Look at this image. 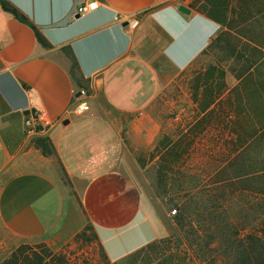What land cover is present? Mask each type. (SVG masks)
<instances>
[{"label": "crops", "instance_id": "0c3cea01", "mask_svg": "<svg viewBox=\"0 0 264 264\" xmlns=\"http://www.w3.org/2000/svg\"><path fill=\"white\" fill-rule=\"evenodd\" d=\"M88 1L0 0V262L86 226L112 263L164 235L131 166L160 134L166 72L189 69L220 27L194 0H95L76 15ZM132 16L139 26H122ZM39 110L52 124L27 134Z\"/></svg>", "mask_w": 264, "mask_h": 264}, {"label": "rangeland", "instance_id": "374dc122", "mask_svg": "<svg viewBox=\"0 0 264 264\" xmlns=\"http://www.w3.org/2000/svg\"><path fill=\"white\" fill-rule=\"evenodd\" d=\"M194 6L225 20L215 36L222 33V39L186 71L166 72L156 107L160 134L154 147L136 153L131 166L145 205L165 218L164 235L151 248L112 263L86 226L55 250L22 246L18 264L52 258L77 264H199L203 256L234 262L243 234L217 241L219 230L231 229L225 219L254 229L264 242V0H194ZM215 96L218 104L204 112ZM171 146L173 152H166ZM175 209H183L185 218L179 230ZM206 228L202 238L194 234ZM216 241L221 249L205 247Z\"/></svg>", "mask_w": 264, "mask_h": 264}, {"label": "trees", "instance_id": "16d2710c", "mask_svg": "<svg viewBox=\"0 0 264 264\" xmlns=\"http://www.w3.org/2000/svg\"><path fill=\"white\" fill-rule=\"evenodd\" d=\"M203 13L206 14L208 17L212 18L213 20H215L218 24H220V26H224L225 25V20H218L216 19L209 11H206V9L203 10ZM223 34L221 33L219 36L214 37L211 42L209 43V45L206 47V49L197 57V59L194 61V63L191 65V67L196 64L203 56H205L208 51L210 50V48L213 46V44L215 42H217L218 39H222ZM205 84V83H204ZM207 84V82H206ZM205 84V85H206ZM219 102V96H215L214 99L212 101H210L207 106L204 108V112L206 111H213V109L215 108V106L218 104ZM36 146L38 148L41 149V151L46 154V155H51L52 154V150L51 147L49 146V144H47L46 140H37L35 142ZM166 152L171 153L173 152V148L171 146L170 149H167ZM176 210L177 215L175 214L172 218H173V222L175 223V225L177 226L178 230H179V226L182 225L184 218L183 215V209H179V213L178 210ZM207 210V209H205ZM223 222H225L231 229L230 230H226V229H222L219 230L222 234V236L217 237V241L226 238V240L230 239V236L232 235V233H236L237 235H241V233L243 234L242 238H239V245L233 249V252H237L239 254V256L235 257V261H227L225 260L224 264H264V242L261 240L260 238V233H257V231H255L254 229H252L251 231H249V229L245 226H232L230 221L228 220H223ZM208 231V228L206 229H202V230H196L194 232V234H197L198 237L202 238L203 233L206 234V232ZM218 232V231H217ZM244 237V238H243ZM234 238V237H232ZM217 241L215 243H209L207 244L205 247L210 248V246H215L218 247L219 249L222 248L221 243L218 245ZM152 244L147 245L146 247L134 252V253H139L142 252L145 249H149L151 248ZM232 247V246H231ZM20 253V251H16L14 252L11 257L9 259H6L5 262L3 264H18L19 263V258L20 256H18V254ZM132 253V254H134ZM131 254V255H132ZM130 256V255H129ZM128 257V256H127ZM28 258V257H27ZM211 257H201L200 261L198 262L199 264H221L223 261H220L218 256H215L213 258ZM27 260V259H25ZM38 264H77V263H73L71 261H69L68 259H51L50 262L47 263H42L39 262Z\"/></svg>", "mask_w": 264, "mask_h": 264}, {"label": "built area", "instance_id": "2783aa9c", "mask_svg": "<svg viewBox=\"0 0 264 264\" xmlns=\"http://www.w3.org/2000/svg\"><path fill=\"white\" fill-rule=\"evenodd\" d=\"M99 7L97 1L92 0L83 3L82 5L78 6L75 10V14L78 16L88 14L92 11H95ZM117 21H123L121 16L116 18ZM127 26L131 29H136L139 26V19L135 16L130 17L129 20H126ZM88 111V106L80 102L75 106L73 113L76 116H82ZM52 124L48 114L44 110L35 111L32 115L25 121L26 133L33 134L38 131L39 128H47ZM172 214H176V210L172 211Z\"/></svg>", "mask_w": 264, "mask_h": 264}, {"label": "water", "instance_id": "95a60500", "mask_svg": "<svg viewBox=\"0 0 264 264\" xmlns=\"http://www.w3.org/2000/svg\"><path fill=\"white\" fill-rule=\"evenodd\" d=\"M178 11H180V12H182V13H184V14H189L190 13V11L189 10H187L185 7H183V6H180L179 8H178ZM127 25V23H123V25L122 26H126ZM67 122L68 121H64V124H67ZM43 128H40V130H42Z\"/></svg>", "mask_w": 264, "mask_h": 264}]
</instances>
